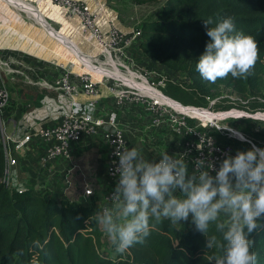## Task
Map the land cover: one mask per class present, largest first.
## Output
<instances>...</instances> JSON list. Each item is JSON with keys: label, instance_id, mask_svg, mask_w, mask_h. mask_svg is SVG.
<instances>
[{"label": "trees", "instance_id": "1", "mask_svg": "<svg viewBox=\"0 0 264 264\" xmlns=\"http://www.w3.org/2000/svg\"><path fill=\"white\" fill-rule=\"evenodd\" d=\"M226 17L235 18L237 32L255 38L259 58L246 79L229 74L211 83L196 70V62L210 40L203 21L211 19L215 26ZM140 38L144 55L198 78L207 94L223 87L238 95L222 96L211 106L214 111L233 107L250 113L264 111V0H160L158 13L140 23ZM169 93L184 105H204L174 91ZM243 119L258 121L250 139L264 149V119ZM186 122L193 124L190 117ZM4 166L0 143V264H214V258L223 254L219 246L206 247L207 237L192 221L182 227L162 218L159 223L150 219L154 227L144 243L105 256L100 251L101 230L93 196L83 203L69 197L52 198L34 187L17 191L1 181ZM259 223L264 225V216ZM208 235L223 243L215 224L210 225ZM249 239L255 241L252 251L257 254V264H264V227L251 233Z\"/></svg>", "mask_w": 264, "mask_h": 264}, {"label": "rangeland", "instance_id": "2", "mask_svg": "<svg viewBox=\"0 0 264 264\" xmlns=\"http://www.w3.org/2000/svg\"><path fill=\"white\" fill-rule=\"evenodd\" d=\"M0 1L1 12L6 11L8 15L4 13V21L0 23V49L3 55H10L9 57L13 59L12 64L19 71V75H15L14 79H8V83L13 85L15 89L16 87H23L24 92L30 93L48 90L50 94L55 96L59 89L55 87L47 89L48 87L37 81L42 77L49 79L61 76L64 67L78 71L86 65L84 62L94 63L91 57L82 54V50L79 53L75 51L65 54L63 48L58 50L55 45L51 47L46 41L49 40V36H46L43 30L48 29L46 22L42 20L36 22L27 14L29 13L28 10L26 13L24 9L21 11L14 6L8 7L7 2ZM24 1L35 4L43 13L45 12V6L40 0ZM104 2L116 10L117 19L125 27H135L143 20L154 17L160 6V0L142 2L136 0H104ZM107 12L109 11L107 10ZM35 18L37 17L35 16ZM45 18L53 28L62 33L63 28L60 20L49 15H45ZM31 29L38 36L29 37ZM68 38L71 39L69 36ZM76 43L79 47L80 43L78 41ZM133 62L137 68L145 67L148 69L146 76L154 82L156 88L149 87L146 83L136 80L117 68L111 69L107 66L98 65L100 69H97L86 65L89 69L99 71L97 77L106 73L127 84L142 87L154 97L159 94L157 88L166 95L165 97H168V100L165 101L159 99L164 101L161 104H155L150 98L138 99L131 95H119L117 90L124 86L121 83H111L105 80V82L98 84L97 87L102 93L104 91L106 95L109 93L112 96H110L111 98L105 96L95 100L94 105L97 106L91 115L101 117L104 120L103 124L109 128L123 129L129 149L136 147L148 160H158L165 151L177 158L183 156L190 174L196 169L195 162L198 159H203L205 168L210 175L215 176L225 158L234 157L238 152L248 151L254 146L250 138L258 121L255 119L244 120L243 117H252L247 116V111L235 107L229 111H214L211 108L213 103L222 96L238 98L237 94L223 87L216 90L214 94H207L202 89V82L198 78L188 75L185 71L160 59L144 55L141 49L140 53L137 51L133 56ZM31 79L32 83L28 81ZM170 91H174L185 99L204 103V105H198L203 110L193 108L196 106L193 104H185L189 108H184V104L172 97ZM16 95L15 90L12 93L14 100ZM57 98L58 103L62 101L58 96ZM20 99L24 102L23 97ZM67 102L76 108L79 100L78 98L67 99ZM72 111L77 113L76 109H72ZM261 113L264 116V111ZM186 117L192 118L193 124H188ZM95 140L96 143L94 144L86 143L87 145H84L80 155L75 157L78 172L72 176V180L74 196L82 195L83 189L88 186H91L95 191L97 217L104 208L114 207L115 201L112 199V195L115 185L102 175L104 164L98 159V156L101 159H106V146L100 135L96 136ZM198 145L202 148L198 149ZM223 218L222 215L221 219ZM191 221L190 215L187 221L177 222L176 225L185 227ZM98 226L101 230L102 239L100 251L105 256H115L118 253L116 247L111 245V239L99 223Z\"/></svg>", "mask_w": 264, "mask_h": 264}, {"label": "clouds", "instance_id": "3", "mask_svg": "<svg viewBox=\"0 0 264 264\" xmlns=\"http://www.w3.org/2000/svg\"><path fill=\"white\" fill-rule=\"evenodd\" d=\"M203 23L210 40L196 62L200 76L211 83L229 74L235 79L250 76L259 58L255 38L237 32L234 17L215 26L211 19ZM116 155L115 204L104 208L97 221L118 253L145 242L154 227L150 219L159 223L163 218L174 225L191 215L196 230L207 237L206 247L222 249L214 264H257L255 241L249 235L264 227L259 223L264 216V149L253 146L225 158L215 176L203 159L195 162L190 174L183 156L167 151L158 161L145 159L136 147L118 148ZM211 224L222 234L223 243L208 235Z\"/></svg>", "mask_w": 264, "mask_h": 264}, {"label": "built area", "instance_id": "4", "mask_svg": "<svg viewBox=\"0 0 264 264\" xmlns=\"http://www.w3.org/2000/svg\"><path fill=\"white\" fill-rule=\"evenodd\" d=\"M49 2L51 5L60 7L65 16L78 17L81 30L87 32L97 43L99 48L95 53L91 54L86 49V51H82V54H87L94 63L111 69L117 68L136 80L146 83L149 87L156 88L154 82L146 76L148 69L145 67L137 68L133 62V56L137 51L140 53V24L135 27L123 26L117 19L116 10L107 5L104 0H49ZM7 6L12 7L13 5L9 3ZM4 13L7 15L6 11L1 12L0 9V23L4 21ZM9 56L3 55L0 49V143L5 156V166L1 178L3 184L17 191L29 187L18 179L16 155L32 139H36L42 144L44 161H50L55 166L64 161L72 160L73 156L74 158L79 156L84 145L90 139L100 135L107 153L102 175L116 186L119 180V175L115 172L119 162L116 152L118 148L121 150L125 147L128 148V140L123 129L105 126L101 117L85 112L70 111L56 121L45 122L23 131L7 129L6 121L2 119V113L14 103L12 93L16 90L13 85L8 83V79H14L15 75H19V71L12 64L13 59ZM105 80L124 85L117 90L119 95H131L138 99L150 98L155 104L164 102L147 91L106 73L97 77L89 71H72L64 67L61 76L49 79L42 77L37 82L48 88L59 89L57 96L67 101V99H76L80 90L96 94L98 84ZM157 90L161 95V90L158 88ZM63 179H67L66 175L63 176ZM43 191L52 198L69 197L83 203L87 202L90 196L95 197V191L91 186L85 187L82 195L75 196L74 193L66 195L53 190Z\"/></svg>", "mask_w": 264, "mask_h": 264}, {"label": "crops", "instance_id": "5", "mask_svg": "<svg viewBox=\"0 0 264 264\" xmlns=\"http://www.w3.org/2000/svg\"><path fill=\"white\" fill-rule=\"evenodd\" d=\"M3 1L7 2L8 4H12L14 7L21 11H23V9L26 10L27 7H25L23 3L35 7L37 12L41 11L35 4L24 0ZM21 5L23 7H21ZM29 15L31 17L33 16L32 13ZM37 21L40 22L41 20L37 19ZM43 30L46 33V36H49V40L46 41L49 42L50 46L53 47L55 45V48H58V50L60 48H63L62 50L64 52L66 45H68V42L71 39L67 38L66 43L63 38L64 35L57 31L55 28H53V30ZM30 33L31 34L29 35V37L38 36L33 29H31ZM33 42L35 43V41ZM55 48L53 49L55 50ZM54 50L52 51L55 52ZM44 71L48 72L47 70ZM28 81L32 83L31 80ZM16 94V99L14 100L15 103L3 111L2 119L6 121L7 129L20 131L29 129L45 122L56 121L60 119L64 114L72 111V109H76L77 112H85L91 114V112L93 113L95 107L97 106L94 105L95 100H99L101 97L105 96L111 98L110 96H112L109 93L108 95H106L104 91L102 93L100 91V88L97 89L96 94L87 93L83 90H80L76 95L79 100V103L78 106L75 108L74 105L72 106L70 103L65 100L63 101V99L61 98V103H58L57 95L53 96L48 90L45 92L30 93L24 92L23 87H16ZM21 97L24 98V102L20 99ZM95 138L90 139L87 144L96 143ZM42 147L43 146L41 143L36 141V139H32L29 144H27L23 149H21L20 152L16 155L18 179L22 181L25 185L29 187H34L40 191L53 190L57 193L66 195L74 193L72 176L78 172V165L74 156L72 157V160L64 161L54 166L51 164L50 161H44V159L42 158ZM98 159L102 161V164L106 163V159H101V157L99 156ZM65 175L67 177L66 180L63 179V176Z\"/></svg>", "mask_w": 264, "mask_h": 264}, {"label": "bare ground", "instance_id": "6", "mask_svg": "<svg viewBox=\"0 0 264 264\" xmlns=\"http://www.w3.org/2000/svg\"><path fill=\"white\" fill-rule=\"evenodd\" d=\"M40 1L45 6V12L44 13L42 11H38L39 12L38 13L35 7L29 6L28 4H25V3H23V4H24L25 7L26 6L29 7V8L26 7V10H28V12H29L28 14L32 13L33 14L32 18H34V20L36 22H37V19L38 20H42L43 22H46V24L48 26V29L53 30V27L47 21V19L45 18V15L52 16V17H54V18H56V19L61 21L62 28H63L62 34L64 35L63 38L66 41V43H67L66 39L68 38V36L71 38V40L68 42V45H66V48L64 49V53L65 54H70V53H73L75 51H77L79 53V52H81L80 50L86 51V49H88L87 50L88 52L93 54V53H95L98 50L99 47H98L97 43H95L93 41L92 37L87 32H83L81 30V24H80V21H79L78 17H76V16H69V17L65 16L64 13H63V10L60 7H56L54 5H51L49 0H40ZM21 7H23V6L21 5ZM35 16L37 18H35ZM39 18H41V19H39ZM76 41H78L80 43L79 47H78ZM85 55H87V54H85ZM84 64H86L89 67L100 69V67L98 66L99 65L98 63L84 62ZM86 65L81 67L80 70H86V71L94 73L96 76H99V71L98 70L89 69ZM138 88L143 89L144 91H146L142 87L138 86ZM156 96L159 99H162L164 101L168 100V97H165L163 94L160 95V93H159ZM184 108H189V106L184 105ZM193 108H196V109L198 108L199 110H203V109H200L199 107H194L193 106Z\"/></svg>", "mask_w": 264, "mask_h": 264}, {"label": "water", "instance_id": "7", "mask_svg": "<svg viewBox=\"0 0 264 264\" xmlns=\"http://www.w3.org/2000/svg\"><path fill=\"white\" fill-rule=\"evenodd\" d=\"M194 107H198V106H194ZM248 115L247 116H252V117H258V118H264V116L261 114V111H257V112H254V113H250V112H247ZM253 145L255 147H257L254 143ZM258 148V147H257Z\"/></svg>", "mask_w": 264, "mask_h": 264}]
</instances>
